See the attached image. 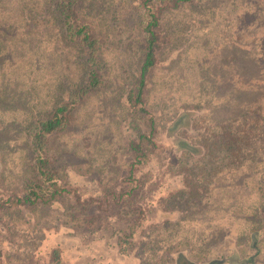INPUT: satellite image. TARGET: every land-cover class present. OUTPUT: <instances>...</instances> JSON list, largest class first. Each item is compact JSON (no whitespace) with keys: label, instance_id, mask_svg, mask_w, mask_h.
I'll return each instance as SVG.
<instances>
[{"label":"rangeland","instance_id":"rangeland-1","mask_svg":"<svg viewBox=\"0 0 264 264\" xmlns=\"http://www.w3.org/2000/svg\"><path fill=\"white\" fill-rule=\"evenodd\" d=\"M240 3L241 0H195L190 6L167 12L161 20V32L169 39V45L149 77L146 105L155 116L156 140L165 151L145 168L149 174L144 180L153 181L158 205L153 208V224L146 222L141 233L146 235L144 244L135 248L125 243L122 251L126 254L128 250V255L120 260L116 238L105 232V239H101L96 230L86 226L92 209L72 207L65 198L52 205L12 209L1 215L2 255L8 254L6 246H14L10 261L0 256L2 263L53 264L50 254L58 247L62 255L59 264H133L134 258L140 264H175L177 253L197 264H228L225 259L234 246L241 257L252 256L254 261L250 264H264V241L258 249L253 248L242 231L246 226L242 219L252 215L246 206L262 200L264 189H259L249 176L235 175L245 163L241 162V155L231 154L221 144L227 125L219 123L227 120L223 116H232L228 109L220 110L224 88L219 85L230 77V68L235 64L228 62L234 50H227L225 45L236 40ZM85 6L87 18L104 40L97 66L104 85L80 104L67 130L51 135L50 145L62 180L88 193L106 192L117 185L129 168L128 137L120 122L126 115L125 92L137 74L143 49L135 24V0H88ZM39 19L41 24H34L17 14L0 15L4 46L15 50L14 57L6 56L0 76L3 70L10 73L18 67L17 72L0 78L3 194L17 191L31 175L29 123L73 92L85 76L81 50L64 39L50 17ZM28 58L40 60V65L34 66L31 60L22 63ZM6 79L8 82L3 85ZM16 88L23 99L16 95ZM183 111L193 118L178 133L202 144L193 158L179 155L172 146L171 133L176 135V131L170 132V137L168 133ZM234 131L232 127V135ZM263 150L264 128L243 154L260 152L258 163L263 164ZM193 166L195 174L182 178ZM184 182L199 191L198 197L178 192ZM225 192L234 197H227ZM141 193L143 196V190ZM237 196L244 202L235 201ZM127 209L122 206L117 213L123 221L130 217ZM167 218L168 221H160ZM99 225H104V219ZM224 233L233 237L234 244L222 243ZM86 245L93 256L88 263L79 259Z\"/></svg>","mask_w":264,"mask_h":264},{"label":"trees","instance_id":"trees-1","mask_svg":"<svg viewBox=\"0 0 264 264\" xmlns=\"http://www.w3.org/2000/svg\"><path fill=\"white\" fill-rule=\"evenodd\" d=\"M194 1L135 0V24L141 36L143 56L137 74L125 92L126 115L120 122V126L122 125V129L128 137L126 151L130 155L129 168L121 176L117 185L109 191L98 190L88 193L61 179L56 164L57 158L51 151L50 145L51 135L67 130L80 104L104 85V79L97 67L100 62L99 57L104 49V40L87 18L88 11L85 5L88 0H0V15L17 14L19 17L31 20V23L34 24H41L39 18L50 17L53 23L58 25L64 39L78 47L85 57L83 81L75 86L73 92L65 98L56 101L46 114L35 116L29 123L31 175L22 181L17 191L8 194L0 193V217L12 209L52 205L66 198L72 207L78 205L83 210L92 209V213L86 218V226L96 230L95 232L99 233L101 239H105V232L109 236L111 235L110 237L116 238L115 244L119 248L117 252L120 260H124L128 255V250L126 254H123L122 251L125 243L128 242L135 248L144 244L146 235L141 233L146 222L149 223V226L153 224V208L158 205L157 198L154 196L156 187L151 186L153 181L148 183L144 180V177L149 174L145 168L148 169L156 156L165 151L163 144L156 140L157 122L154 114L146 105V90L150 75L159 65L161 54L169 45V39L161 32L163 16L169 11L190 6ZM240 4V13L235 21V24L237 22L236 40H231L225 45L227 50H234L228 62H235L236 66L232 65L230 77L219 85L224 88L221 90L224 96H221L220 110L227 111L228 109L232 115L230 117L223 116L227 120L219 122L220 125L228 127L224 128L221 144L231 154L241 155L239 158L242 163H245L235 175L238 174L243 178L249 176L256 182L259 189H264V163H258L260 152L250 156L243 154L251 145L253 138L260 136L261 130L264 128V0H241ZM250 14L253 15L252 18ZM253 32L256 33L255 36L252 35ZM4 37L5 30L0 28V68L2 69L5 67L2 64L7 62L6 56L14 57L13 53H15V50L10 49L9 46L7 48L4 46ZM250 37H254V39L252 40ZM258 48L261 49L255 53L254 50ZM35 58L25 59L22 63L26 64L31 60V64L39 66L41 61L35 60ZM17 69L18 67L10 73H5L3 70V76L0 78L3 79L8 74L12 75L18 71ZM7 82L8 79L4 80L3 85ZM16 91V95L23 99V96L19 95L18 88ZM6 92L11 94L7 88ZM192 118L193 116L189 112L183 111L175 118L168 130L169 137L170 132L176 131V135L171 133L173 148L179 155L189 158H193L195 154L198 155L202 144L194 142L193 139L190 140L187 134L182 135L178 133V130L185 129V123H191ZM232 127H235L233 135ZM187 172L188 174L182 178L187 179L188 175L195 174V166L190 171L187 169ZM175 175L180 176V174ZM238 185L240 190L243 189L241 184ZM142 190L144 197L141 193ZM178 192L189 194L191 197L199 195V191L192 188V184L191 187L187 186V183L179 188ZM225 194L227 195L226 192ZM227 197L234 196L227 195ZM212 200H216V198ZM235 201L244 202L243 199L239 200L238 196ZM122 206H127L126 211L130 214V217L125 221H123L124 218L117 216V213L120 214ZM250 208L252 215L242 219L246 225L242 231L246 234L250 246L258 249L257 246L264 241V198L246 206V209ZM114 212L116 214L113 216ZM102 219H104L103 226L99 225V221ZM168 220L169 218L160 219V221ZM142 240L144 241L142 242ZM222 241L227 244L235 242L233 237L225 233ZM87 247L88 245L82 248L79 257L84 263L90 262L93 257ZM6 249H8V254L2 255L4 252L0 244V256H3L5 261L11 258L14 246L9 244ZM50 256L53 264H59L62 257L60 249L55 247ZM253 261L252 256L241 257L234 246L232 254L225 259L228 264H250ZM174 263L197 264L189 260L183 253L176 254ZM0 264H4V262L0 261ZM133 264H140V260L134 258Z\"/></svg>","mask_w":264,"mask_h":264}]
</instances>
